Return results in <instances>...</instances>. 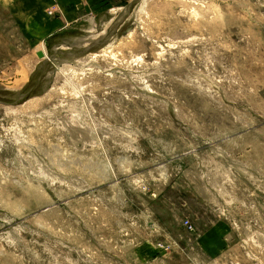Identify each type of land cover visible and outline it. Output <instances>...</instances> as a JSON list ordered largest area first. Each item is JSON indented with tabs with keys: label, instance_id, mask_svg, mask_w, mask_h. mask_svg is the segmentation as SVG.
Masks as SVG:
<instances>
[{
	"label": "rangeland",
	"instance_id": "374dc122",
	"mask_svg": "<svg viewBox=\"0 0 264 264\" xmlns=\"http://www.w3.org/2000/svg\"><path fill=\"white\" fill-rule=\"evenodd\" d=\"M105 1L84 53L0 38V264H264V0Z\"/></svg>",
	"mask_w": 264,
	"mask_h": 264
},
{
	"label": "crops",
	"instance_id": "0c3cea01",
	"mask_svg": "<svg viewBox=\"0 0 264 264\" xmlns=\"http://www.w3.org/2000/svg\"><path fill=\"white\" fill-rule=\"evenodd\" d=\"M105 0H0V38L3 31L14 30L29 46L47 43L63 32H76L88 19L96 20ZM105 8V7H104ZM64 34V33H63ZM62 43H68L62 40ZM61 43V44H62ZM38 53V51H36ZM4 60V59H3ZM13 60H16L13 58ZM200 255L217 258L226 248L224 230L214 225L196 238ZM135 260L141 264H165L170 254L158 250L155 243L138 246ZM195 256H197L195 254ZM197 262L193 264H201ZM171 264V263H168Z\"/></svg>",
	"mask_w": 264,
	"mask_h": 264
},
{
	"label": "bare ground",
	"instance_id": "6f19581e",
	"mask_svg": "<svg viewBox=\"0 0 264 264\" xmlns=\"http://www.w3.org/2000/svg\"><path fill=\"white\" fill-rule=\"evenodd\" d=\"M88 20H89L88 23H90V25H89V27L86 26V29H84V31L87 32L88 34H90L91 38L92 37H94V38H92V39L91 38H79V39H77V42H75L73 40L74 42L72 41V43H69V44L68 43L67 44H63L62 43V45H59V46L56 47V52L59 53L60 51H64V49L65 50L66 49H68V50L75 49L74 51L79 49L80 51H82V50H85L86 48H90L93 44H96L97 42H99V40L101 39L102 35L97 31V21L94 20L93 18L92 19H88ZM69 41H67V42H69ZM99 43H103V42H99ZM44 53H45V56L47 58L48 57L47 53L46 52H44ZM54 59L57 62L61 61V60H58L59 58H54Z\"/></svg>",
	"mask_w": 264,
	"mask_h": 264
},
{
	"label": "water",
	"instance_id": "95a60500",
	"mask_svg": "<svg viewBox=\"0 0 264 264\" xmlns=\"http://www.w3.org/2000/svg\"><path fill=\"white\" fill-rule=\"evenodd\" d=\"M46 47L48 48V49H50L51 48V46H50V42L49 41H47V43H46ZM87 49H89V48H86L85 50H82L81 51V53H84ZM63 53V52H62ZM61 53V54H62ZM81 53H79V54H81ZM69 55H71V56H73L74 54H71V53H69ZM38 56H39V58H41V59H45L46 58V56H45V53L44 52H40V53H38ZM55 56H59V54L58 53H55V54H51V56L49 57V59H52V58H55ZM29 99V92H27V91H24V92H20V93H18V95H17V97H16V99H15V101L14 102H10L9 101V99L8 98H5V97H3V98H0V105H18L20 102H24V101H26V100H28Z\"/></svg>",
	"mask_w": 264,
	"mask_h": 264
},
{
	"label": "built area",
	"instance_id": "2783aa9c",
	"mask_svg": "<svg viewBox=\"0 0 264 264\" xmlns=\"http://www.w3.org/2000/svg\"><path fill=\"white\" fill-rule=\"evenodd\" d=\"M187 225H188V224H187ZM189 228L191 229V226H188V229H189Z\"/></svg>",
	"mask_w": 264,
	"mask_h": 264
}]
</instances>
